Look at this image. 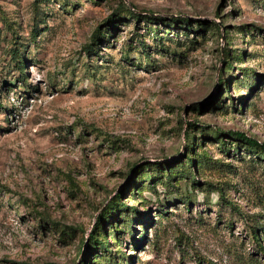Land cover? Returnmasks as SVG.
Instances as JSON below:
<instances>
[{"label": "rangeland", "instance_id": "374dc122", "mask_svg": "<svg viewBox=\"0 0 264 264\" xmlns=\"http://www.w3.org/2000/svg\"><path fill=\"white\" fill-rule=\"evenodd\" d=\"M120 1L166 20H134ZM173 16L189 26L164 25ZM189 123L207 156L199 185L182 175L127 192L149 222L129 212L132 231L118 223L116 241L107 228L109 250L127 264H264L263 151L216 138L264 144V0H0V264H78L135 169L186 155Z\"/></svg>", "mask_w": 264, "mask_h": 264}, {"label": "trees", "instance_id": "16d2710c", "mask_svg": "<svg viewBox=\"0 0 264 264\" xmlns=\"http://www.w3.org/2000/svg\"><path fill=\"white\" fill-rule=\"evenodd\" d=\"M120 6V11H123L126 15L129 17H132L134 20H139V19H145L148 21H165L166 18L159 16L158 14H155L151 11H144V10H137L135 7L131 6L130 8L126 7L121 1ZM37 15L35 16V20L37 23H34V34H37L38 32L41 31V23L43 22L42 15L44 12L41 10H36ZM112 21L113 16L109 18ZM168 22L164 25H177L182 23L184 27L179 26L180 28H184L186 26H189V21L187 18H178L177 16H173L168 18ZM198 24H207V22L199 20L197 22ZM213 27L217 30H219V27L217 23H212ZM111 26H113L111 24ZM201 26V25H198ZM109 28L107 31L104 33L100 30H97L93 37L91 38V42L85 46V50L87 51L88 54H91L96 51L97 47L99 44L103 41H106L107 38H109ZM108 34V35H107ZM153 34L157 36V31L156 29L153 31ZM225 35V41L229 44V40L227 37V30L225 31V34H223L221 37L223 38ZM160 43L164 45L162 38H159ZM237 57H239L237 55ZM13 61L16 63H20L18 66V69L22 72L23 70V62L19 58L21 56L14 54L12 55ZM125 58H129L125 54ZM149 58V57H148ZM225 66L223 68V73L219 77V83L222 84L223 88H228V80H223V75H224V70L226 71L227 68L231 66V61L230 54H228V49L227 52L225 53ZM150 60L147 59V62ZM255 88V86L252 87V89ZM228 91V90H227ZM199 109V108H198ZM201 110V108L199 109ZM195 125L189 123L188 128L184 131L185 133V139H187V144H186V155L183 154L180 155L182 159H180L178 162L177 161H150L145 164H142L138 166L135 169V175L134 179L130 180L123 188L119 190V192L116 194L115 199L113 202H111L109 205L103 209L96 217L95 221L93 222L90 231L88 232V236L86 238V243L84 245V238L81 240V248H83L82 256H79V262L78 264H127V260L129 259L125 255H121L120 253H117L113 255L111 251L109 250V242L107 241V228L111 229L113 232L114 239L117 241L120 238V235L122 233V230L119 229L118 223L121 224H130V227L132 225L133 221L131 218H128V213L132 212L139 218L137 219L138 221H141L140 224L142 225L143 229L149 222V216L147 215L146 212H141L137 208L132 207L130 208L127 204H125L122 201L123 196L128 192L130 196H135L138 194L143 188H148L152 189L155 192L154 185L158 181L166 184H172L174 181L177 179L178 176L186 175L187 177H190L191 183L190 186L196 187L199 185V182L195 178L194 174V166L197 163L198 166L200 167L203 161L207 159V156L205 154H201L200 152H197L195 150V146L197 145L198 148L201 147L200 142L197 141V138L195 136ZM201 133H203V130L201 127L198 128ZM223 135L227 136H233L235 137V143L236 147L235 149H238L241 144L242 146H247L249 149L252 151L257 152L259 149L260 151H263V157H264V144H259L256 140H253L250 137L245 136V134L240 133V132H229L228 134L219 132L216 134L217 141L221 142V145L224 149L225 152H229L230 148L229 146H226L225 141L222 140ZM205 137V135L203 136ZM206 157V158H205ZM136 176V177H135ZM146 184V185H145ZM187 201V200H186ZM260 231H264V227H259ZM130 231H132V227L129 228ZM65 232V231H64ZM143 233V231H142ZM252 235L255 239H257L258 235L256 231H252ZM132 237V242L134 245L139 244V240L136 238V236L131 233ZM259 249L260 251L263 252L264 255V247L259 244ZM118 251V250H117ZM81 255V254H80ZM98 258H100L102 261H99Z\"/></svg>", "mask_w": 264, "mask_h": 264}]
</instances>
